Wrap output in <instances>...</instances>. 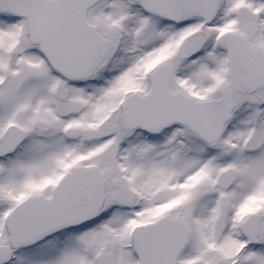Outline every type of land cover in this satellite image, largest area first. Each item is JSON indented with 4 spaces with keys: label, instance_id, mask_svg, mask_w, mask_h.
I'll list each match as a JSON object with an SVG mask.
<instances>
[{
    "label": "snow or ice",
    "instance_id": "6c2138e0",
    "mask_svg": "<svg viewBox=\"0 0 264 264\" xmlns=\"http://www.w3.org/2000/svg\"><path fill=\"white\" fill-rule=\"evenodd\" d=\"M0 264H264V0H0Z\"/></svg>",
    "mask_w": 264,
    "mask_h": 264
}]
</instances>
